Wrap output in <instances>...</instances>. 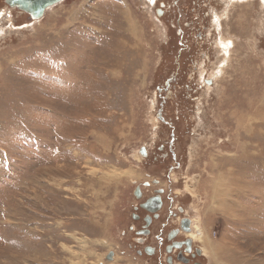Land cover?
Returning <instances> with one entry per match:
<instances>
[{
    "label": "rangeland",
    "instance_id": "rangeland-1",
    "mask_svg": "<svg viewBox=\"0 0 264 264\" xmlns=\"http://www.w3.org/2000/svg\"><path fill=\"white\" fill-rule=\"evenodd\" d=\"M8 1L0 264H121L155 195L187 259L264 264V0Z\"/></svg>",
    "mask_w": 264,
    "mask_h": 264
},
{
    "label": "flooded vegetation",
    "instance_id": "flooded-vegetation-1",
    "mask_svg": "<svg viewBox=\"0 0 264 264\" xmlns=\"http://www.w3.org/2000/svg\"><path fill=\"white\" fill-rule=\"evenodd\" d=\"M160 11V15H163L164 12L162 10ZM138 188V190L135 192V197L140 199L142 196V190ZM163 198L159 195L151 196L147 200H145L142 203H139L136 211L141 210L144 212L141 216L137 213L131 214V220L133 221V226L130 227L131 233H133L134 236H132V241L135 242L136 245L139 246L138 251L135 249H132L129 251L131 252V256L126 255V258L128 261L133 259V257H136L137 259L141 260L147 259L149 261L145 262H151L150 264H160L159 261L163 258V253L170 255V260L166 261L164 259V263L168 264H200L198 262H192L191 259L196 258L195 250L193 255V247H192V240H195L197 237L192 234V230H195L193 226V220L184 219L180 220L178 222V227L171 228L167 232H165V228H167L168 225H170V219L166 221L167 224H164L163 229H159V227H155L156 220L160 218V212L163 209ZM157 220V221H158ZM168 229V228H167ZM166 229V230H167ZM200 237H202L203 233L200 231ZM197 230L196 233H199ZM194 231V232H195ZM189 234L188 236L191 239L189 240H178L180 233ZM173 236V241H169V237ZM111 254L110 260H107L106 257ZM190 254L191 259H187V256ZM105 260L108 262V264L115 263L116 260V254L114 251H108L104 254ZM126 260V259H125ZM133 262L134 259H133ZM130 262H127V264ZM97 264H105L104 260L99 261Z\"/></svg>",
    "mask_w": 264,
    "mask_h": 264
},
{
    "label": "water",
    "instance_id": "water-1",
    "mask_svg": "<svg viewBox=\"0 0 264 264\" xmlns=\"http://www.w3.org/2000/svg\"><path fill=\"white\" fill-rule=\"evenodd\" d=\"M60 1L61 0H9L8 4L37 19L41 17L47 7L56 5ZM110 256L111 254H109L106 259L110 260Z\"/></svg>",
    "mask_w": 264,
    "mask_h": 264
},
{
    "label": "crops",
    "instance_id": "crops-1",
    "mask_svg": "<svg viewBox=\"0 0 264 264\" xmlns=\"http://www.w3.org/2000/svg\"><path fill=\"white\" fill-rule=\"evenodd\" d=\"M127 262H130L128 264H134L135 263L132 260L128 261L127 258H126V260H124L121 264H127Z\"/></svg>",
    "mask_w": 264,
    "mask_h": 264
},
{
    "label": "bare ground",
    "instance_id": "bare-ground-1",
    "mask_svg": "<svg viewBox=\"0 0 264 264\" xmlns=\"http://www.w3.org/2000/svg\"><path fill=\"white\" fill-rule=\"evenodd\" d=\"M53 6H55V5H53ZM52 7V6H51ZM36 19V18H35ZM223 47V46H222ZM228 50V49H227ZM126 175H129L128 173H126ZM113 180V179H112Z\"/></svg>",
    "mask_w": 264,
    "mask_h": 264
}]
</instances>
